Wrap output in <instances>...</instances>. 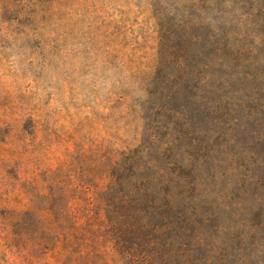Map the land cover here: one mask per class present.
Returning a JSON list of instances; mask_svg holds the SVG:
<instances>
[{
    "label": "trees",
    "instance_id": "1",
    "mask_svg": "<svg viewBox=\"0 0 264 264\" xmlns=\"http://www.w3.org/2000/svg\"><path fill=\"white\" fill-rule=\"evenodd\" d=\"M152 2L149 94L182 103L152 106L145 143L68 189L28 192L6 245L60 248L62 264H264V160L248 146L264 137V0Z\"/></svg>",
    "mask_w": 264,
    "mask_h": 264
},
{
    "label": "rangeland",
    "instance_id": "2",
    "mask_svg": "<svg viewBox=\"0 0 264 264\" xmlns=\"http://www.w3.org/2000/svg\"><path fill=\"white\" fill-rule=\"evenodd\" d=\"M155 16L152 0H0V264H62L60 248L34 256L6 245L28 192L49 193L54 179L68 189L145 143L152 106L182 103L149 94ZM252 135L264 160V137Z\"/></svg>",
    "mask_w": 264,
    "mask_h": 264
}]
</instances>
